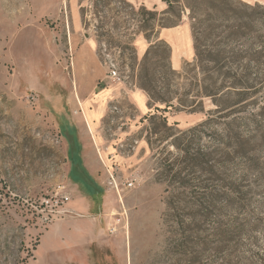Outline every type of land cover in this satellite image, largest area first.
Masks as SVG:
<instances>
[{
  "label": "rangeland",
  "instance_id": "374dc122",
  "mask_svg": "<svg viewBox=\"0 0 264 264\" xmlns=\"http://www.w3.org/2000/svg\"><path fill=\"white\" fill-rule=\"evenodd\" d=\"M171 1L175 13L163 16L164 0H0V264H86L84 236L69 248L66 235L68 223L86 219L105 230L106 241L125 240L122 264H264V131L233 126L206 98L203 112L169 108L162 116L155 107L165 106L150 105L137 85L154 41L141 27L176 22L156 36L170 45L174 70L195 61L190 11L184 0ZM112 62L121 82L107 77ZM164 64L151 60V74L161 65L159 78ZM174 85L184 99L187 81ZM72 123L85 133L98 167L101 193L92 216L74 205L81 188L68 172ZM211 194L226 197L229 209L205 223L199 218L200 230L188 234L194 244L185 248L181 222L196 210L188 202ZM63 195L70 201L62 203ZM218 221L241 231L219 244ZM112 257L109 250L106 264H117Z\"/></svg>",
  "mask_w": 264,
  "mask_h": 264
},
{
  "label": "trees",
  "instance_id": "16d2710c",
  "mask_svg": "<svg viewBox=\"0 0 264 264\" xmlns=\"http://www.w3.org/2000/svg\"><path fill=\"white\" fill-rule=\"evenodd\" d=\"M168 9L163 16L175 13V5L171 0H164ZM190 11L192 33L194 38L195 61L186 63L182 72L174 70L171 63L172 49L168 43L157 38L158 28L176 27L178 24L161 19L158 25L141 27L150 47L141 64L137 85L149 96L150 105L161 104L165 108L155 107V112L164 113L173 108L177 111L187 110L192 113L203 112L201 102L210 99L216 106L215 113L220 116L232 117L237 128H243L250 133L264 131V5H251L242 0H184ZM149 12L142 8L141 14ZM153 21L159 16L150 12ZM144 18V17H143ZM165 20V19H164ZM149 22V21H148ZM163 56L161 55V53ZM153 58V59H152ZM161 59L165 62L160 77L156 78L157 68L151 74L148 64L151 60ZM184 78L188 90L184 99L173 91L175 82ZM193 94V96H192ZM191 99H189V97ZM201 99L200 101H197ZM177 101L175 105L174 101ZM166 121V118H164ZM208 121L200 128H207ZM227 205L220 207L221 201ZM229 200L217 195H204L188 202L192 209L189 223L182 221L183 242L185 248L194 244V238L189 233L200 230L198 219L204 223L211 220L214 212L221 213L229 209ZM194 212V213H192ZM235 223L238 224L237 219ZM239 228V227H238ZM241 230L236 227H226L218 221L215 233L224 243L226 235L237 234ZM233 239V237H232ZM231 239V240H232ZM220 249L219 251H221Z\"/></svg>",
  "mask_w": 264,
  "mask_h": 264
},
{
  "label": "crops",
  "instance_id": "0c3cea01",
  "mask_svg": "<svg viewBox=\"0 0 264 264\" xmlns=\"http://www.w3.org/2000/svg\"><path fill=\"white\" fill-rule=\"evenodd\" d=\"M173 68L179 67L172 64ZM77 82V80L75 81ZM78 83V82H77ZM103 92H110L108 89L103 90ZM110 93H108L109 96ZM136 94V93H135ZM140 96H134L136 103L139 107L143 108ZM140 100V102L138 101ZM145 103V99L142 100ZM70 129H74L75 139L73 144H71L70 152H72L70 161V169L68 170L69 175L75 180L76 186L81 188L79 196L81 198L80 202L75 203V208L86 213L87 216L93 215L94 201L101 193V183H99L98 177V167L94 165V162L90 159L91 148L88 140L85 137V133L79 129V124L72 123ZM92 154V152H91ZM85 201V203H82ZM52 228V227H51ZM55 237H57V227H54ZM69 230V231H68ZM103 232L105 230L98 224L91 223L89 220H81L79 222H70L67 225L66 235L69 237L70 244L68 247L77 248L79 244L78 238L84 236L85 243H87L88 251L86 264H106L107 253L110 250L113 254L111 261L117 264H122L121 254L118 252H123L127 250V245L125 240L122 238H116L109 241L103 239ZM73 238V239H72ZM72 239L73 241H71ZM103 256V258H96L97 254ZM106 256V258L104 257ZM101 259V260H100ZM108 260V259H107ZM127 264L128 260L126 259Z\"/></svg>",
  "mask_w": 264,
  "mask_h": 264
},
{
  "label": "built area",
  "instance_id": "2783aa9c",
  "mask_svg": "<svg viewBox=\"0 0 264 264\" xmlns=\"http://www.w3.org/2000/svg\"><path fill=\"white\" fill-rule=\"evenodd\" d=\"M107 77L110 78V79H112V80H114V81H119V82L122 81V77H121V75L119 74V72H118V70H117V67H116L115 63H113V62L110 64V71H109ZM29 98H30L32 101H35V102L37 101L35 95H31ZM87 124H88V123H87ZM54 142H55L56 144H61V142H62V137H60L59 135H57L56 138L54 139ZM98 155H99V158H100L101 162L104 164V166H106V164H105V160L103 159V156H102L100 150L98 151ZM108 174H109L110 179H112V181L110 182V184H111V185L114 184V187L116 188L117 193H118V195H119L120 201L122 202V200H121V196H120V192H119V188H118V185H117V181L115 180L114 174L112 173V171H111L110 169H108ZM134 185H135V184H134V181H133V180H131V181L128 182V187H129V188L134 187ZM69 201H70V196H69V195H63V196H62V203H66V202H69ZM108 231L111 232V233H116V232H117V228H116V227H110V228L108 229Z\"/></svg>",
  "mask_w": 264,
  "mask_h": 264
}]
</instances>
